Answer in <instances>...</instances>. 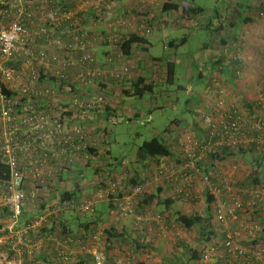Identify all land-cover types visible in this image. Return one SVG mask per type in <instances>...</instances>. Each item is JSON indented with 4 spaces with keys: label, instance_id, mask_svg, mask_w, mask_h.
<instances>
[{
    "label": "built area",
    "instance_id": "1",
    "mask_svg": "<svg viewBox=\"0 0 264 264\" xmlns=\"http://www.w3.org/2000/svg\"><path fill=\"white\" fill-rule=\"evenodd\" d=\"M0 7V165L8 169L7 178H0V212L7 218L5 239L20 242L18 236L38 231L61 210L92 212L95 201L106 200L101 181L113 195L117 188L124 191L120 198L112 199L117 213L127 214L133 213L143 193L168 189L169 197L182 195L188 202V214L202 215L206 190L211 198L208 205L212 222L219 228L216 237L209 236L207 242L199 244V264H264V235H257L264 233V175L258 173L256 181L251 180L253 166L225 160L224 154V158L213 160L205 172L197 166L206 164L214 148L234 150L241 146L246 151L255 145L258 152L264 149L263 55L256 59L242 40L232 44V50L236 49L228 56L237 62L236 83L243 93L246 88L255 89L254 100L260 109L248 111L241 106V92H229L213 76L211 85L219 88H205L207 109L198 112L206 127V139L200 141L190 128L179 132L174 143L179 165L168 163L165 156L151 159L146 163L144 183L125 190L120 172L113 171L115 163L103 167L99 160L106 154V131L92 123V113L102 111L104 102L101 95L88 91V86L94 75H132L123 64H112L118 56L111 53L119 52L120 36L116 31L121 26L130 31L142 28L146 35V14L135 17V25L129 15L121 18L124 12L117 14L109 0H0ZM91 14L95 17L91 18ZM97 48L108 49L102 61L96 58ZM127 64L136 68L135 60H127ZM244 79L249 82L244 83ZM91 158L94 168L105 170L86 182L85 188L79 186V194H70L64 188L62 174L67 178L77 175L69 167L83 168ZM242 180L245 182L240 184ZM60 193H66L62 202L57 200ZM150 210L154 220L160 222L161 233L174 227V223L168 230L164 227L166 212L161 215L160 211ZM24 211L40 212L27 220L21 232L17 226ZM146 211L137 213L136 219L152 220L147 207ZM111 213L116 214L113 210ZM209 225L214 230L211 222ZM189 234L193 235L192 231ZM53 242L59 260L68 262L76 254L69 248L70 239ZM100 243L101 232L95 231L79 251L92 255L95 264H102ZM38 249V244H32L26 253L32 257Z\"/></svg>",
    "mask_w": 264,
    "mask_h": 264
},
{
    "label": "trees",
    "instance_id": "2",
    "mask_svg": "<svg viewBox=\"0 0 264 264\" xmlns=\"http://www.w3.org/2000/svg\"><path fill=\"white\" fill-rule=\"evenodd\" d=\"M155 1V0H154ZM109 3L116 7V2L114 0H109ZM154 3V2H153ZM157 3V4H156ZM156 4L155 8H151V13L146 10V19H144L143 27L146 28V35H144V31L141 28V31L137 30L135 28L134 30L130 31L129 29H124L123 26L119 28V31H116L118 33V36H120V43L117 45L119 54L112 52L111 55L114 57L118 56L117 59L112 61V64L120 66L123 64L124 67H127L128 71H132L131 76H123V77H114L109 76L107 73L103 75L97 76L94 75L91 77L93 82L91 81L90 85L88 86V91H94L96 94L101 95L103 98V107H102V113H103V119L106 124L104 129H101L102 132L106 131V135L103 138V149L105 150V143L108 139L107 137V123L108 122H115L117 119V107H118V99L121 96L130 97L135 96L141 98L144 94L153 93L154 86L159 83V80L163 81L167 85H172L174 81V76L176 74L175 71V64L172 62V60H165V63H160V59L158 58H150L151 63L153 64L154 69L153 71L149 69L148 72H146V75L143 74L142 68L139 64V66L136 64V68L133 69L131 66L127 64V60H135L136 57H143L147 51V47L150 45L147 34L150 33L152 23L158 25V26H165V25H173V26H185L190 25L192 23L197 25V19L201 15L204 14L205 9L192 5V1L189 0H162L160 2H155ZM133 7V6H132ZM124 7L126 8L125 15L128 14L130 16V19L134 21V24L137 25V20H135V17H140L141 14L144 13L143 11L139 10L138 8L135 9V7ZM0 9H2L0 7ZM248 9L254 10V13L257 15V19L260 20L264 17V0H254V3H249L247 0H222V4H220L217 7H214L210 12L211 15L208 17V21L206 22V29L210 31L211 36L215 37L210 43V49L208 46L203 47L204 49L209 50V56L213 59L212 63H210L208 66H206L207 72H201L199 71L197 73L198 80L201 79L202 83L201 86L203 88H208L210 86L214 88H219L218 85H211V78L213 76H217L218 81L227 87L229 92H236V95L238 92H241L240 97V103L241 106L247 107L248 111L254 112L257 109H260L257 102L254 100L255 95L253 92H251L253 97H250L248 95H245L241 91V86L239 83H236V79L238 75L234 74V69H236V61H233L230 57V54L233 53L232 51L236 49V46L233 48V50H230V44L232 45L234 42H237V39H230L235 38L236 36V29H238L244 20V14L243 12L248 11ZM123 10V9H122ZM168 14L171 15L170 19L167 17ZM123 15V14H122ZM151 17H148L150 16ZM259 15H262L263 17H260ZM91 18L95 17L94 15H89ZM242 20V21H241ZM89 21L86 22V25H88ZM137 27V26H134ZM121 29V31H120ZM143 32V33H142ZM185 39L181 40H169L167 42V48H174L179 44L184 43ZM106 51L102 52L103 58L108 56V52L106 48H104ZM99 50V49H97ZM97 50L95 52L97 56ZM211 53L214 57H212ZM143 55V56H142ZM209 57V59H210ZM103 60V59H102ZM139 59H137L135 62L137 63ZM160 63V64H158ZM151 66V65H150ZM208 67V68H207ZM148 70V69H146ZM210 70V71H209ZM153 75V76H152ZM244 83H247L249 81H246V79L243 80ZM178 88H181L180 86ZM243 88V87H242ZM251 90L250 88H246ZM201 90V89H199ZM186 94L188 96H191V94H188V91H186ZM196 105L194 104V108L192 111H188L197 118H199L198 123H193V125L196 126L195 130L197 133L198 138L200 141L203 139H206L205 133L203 132V122L200 119V109H207V106L203 104H199L202 102V94L201 91L199 93L197 92L195 97ZM248 98H251L250 100ZM190 101H193V97L187 98L186 103H189ZM237 101L239 103V99L237 98ZM234 109H237V106H233ZM119 115V114H118ZM128 119L130 117H127ZM177 121H171L168 126L166 127L167 130L170 132L171 137H173L172 141L168 139H162V138H156L153 137L151 140L144 141L142 144L137 148L135 158H134V164L131 163V165H126L122 161H116L115 164L112 165L113 171L120 172L119 178L121 185L126 189L132 188L133 186L144 183L146 180V177L143 176L146 171V163L151 159H156L158 156H165L168 157V163L171 161L174 166L179 165L180 161L178 159L177 153L174 150V147L172 145L175 142L176 136L179 134V132H174V128L177 126ZM184 129L188 128H183ZM206 129V128H205ZM206 131V130H205ZM169 134V135H170ZM175 145V144H174ZM215 151L208 154V156L205 159L206 164L203 163H197V166L200 168L201 171L205 172L206 168L212 164L213 160H219L221 158L232 159L236 162H244V155L247 154L250 157V161L247 162V164L250 167H254L255 171L252 175H250L251 180L256 181V175L259 173L260 175H264V149L261 151L255 150V145H251L250 148H248L246 151L243 150V147L236 146L234 147V150H230L227 148H221L216 149ZM213 149V150H214ZM106 152V151H104ZM224 154V155H223ZM99 160L102 162V166L105 164H110L112 159L106 154L101 157ZM92 158L88 160V163L86 162L83 166V169L91 172V178L86 179V182H90L93 177H96L98 172L103 169L94 168L91 163ZM113 162V161H112ZM246 164V162H244ZM106 167V166H103ZM7 167L0 165V178H7ZM103 173V172H102ZM77 179H82L83 172L80 170L77 171ZM144 177V178H142ZM192 177V176H191ZM215 182V179H213ZM245 180L240 181V184H243ZM100 189L104 192L106 200H97L93 203V211L90 212L92 218L89 220H86L84 222L76 221V226L72 227L69 221L65 220L64 214L67 213H78L76 210H61L57 212V216L53 217L50 221L56 222V224L60 228V232H58V235L61 236L59 239L58 236L56 237V240H63V239H70L71 242L69 243V248L76 250V252H80V247L83 245L86 240L96 231L101 232L102 237V243H100V247L98 248V254H100L102 258V264H171L172 258L177 259L180 264H182V255L175 256L174 249L170 253L172 255L171 258L164 257L161 259V261L158 263L155 259L152 258L159 250L158 247L160 245L161 238L165 237L166 233H161L159 228V223L154 220V217L151 216L153 210L148 209L149 215L152 220L146 218H140L139 220L136 219L137 217V210L138 208L145 203H148V196L149 194L143 193L141 196V199L138 202V205L136 209H133L132 214L125 213H117V205L113 201L112 198H120V196L124 193L123 190L120 188H117L115 191V195L111 194L108 186L105 185L103 181L99 183ZM73 188L71 190H67L70 194H79V184L76 182L73 184ZM75 190V191H74ZM87 190V189H86ZM90 190V189H89ZM118 190V191H117ZM159 190V189H158ZM88 191V190H87ZM107 191V192H106ZM186 192H190L189 190H186ZM68 193V195H69ZM66 193H60L57 195L59 202H62L64 199L63 196ZM191 194V193H190ZM182 196V195H181ZM146 197V198H145ZM206 204L205 212L200 215L196 212L190 213V214H181L176 213L177 216L174 217V212L171 211L170 202L168 200L162 201L164 204V207L162 206L161 215L165 214L166 212V218H164V227L168 230L169 226L174 223L175 225H181L184 229V231H191L193 227L195 232L198 231V238L195 245H191L192 248L189 246L186 247V245H182L181 243L176 244L177 248L184 249L183 256L186 257L187 260H194L198 261L199 256L201 254L200 251H198L199 244L203 245L205 242H207L208 237H216L215 230H212L210 228L209 223H212L213 215L211 212V207L208 205L209 202H211V198L209 195L207 196V191L205 190V193L203 195ZM145 198V199H144ZM105 202V207L101 208L104 210L97 211L96 206H100V203ZM102 205V204H101ZM144 205V204H143ZM208 205V206H207ZM148 208V205L146 206ZM150 208V206H149ZM112 210L115 211V216H112ZM158 211V210H157ZM107 212V213H106ZM141 212V211H140ZM145 212V211H144ZM102 213L105 214L104 217H102ZM147 213V211H146ZM100 214V215H99ZM139 214V211H138ZM141 215V214H140ZM111 218V220L115 221L116 225H106L102 224L103 220L106 217ZM123 219H128V221H123ZM148 219V220H147ZM57 220V221H56ZM171 220L173 222H171ZM208 225V227H207ZM44 228V225H42L38 230L41 231ZM198 228V230H197ZM204 230L206 232H204ZM261 233H257L258 237L261 238ZM149 236V238H148ZM52 242V241H51ZM84 242V243H83ZM182 242V241H181ZM195 243V242H194ZM62 244H60V247ZM53 252L55 255H57L56 252V243L52 242L51 245ZM200 252V253H199ZM88 259L90 260L88 264H95V259L92 255L88 254ZM29 259H33L32 257H29ZM217 261V260H216ZM59 262V261H58ZM63 262V261H62ZM62 262L58 264H62ZM75 264V263H73ZM215 264H220L218 261Z\"/></svg>",
    "mask_w": 264,
    "mask_h": 264
},
{
    "label": "rangeland",
    "instance_id": "3",
    "mask_svg": "<svg viewBox=\"0 0 264 264\" xmlns=\"http://www.w3.org/2000/svg\"><path fill=\"white\" fill-rule=\"evenodd\" d=\"M189 1H192V5L205 9L204 14L198 17L196 21L197 25L192 23L185 26H173L170 24L158 26L152 23L150 33L147 34L150 45L147 47V51L144 55L145 60L148 65L151 66L156 63H151L150 58H158L160 59V63H165V60H172L175 64L176 71L174 81L172 85H167L159 80V83L154 86L153 93H146L141 98L135 96H121L118 99V117L115 122L107 123L108 139L104 145L107 155L113 161H111V163H116L118 160L126 165H131V163L134 162L136 150L142 142L151 140L153 137L162 139L172 138L170 132L166 128L171 121H177L174 132L182 133L183 128H190L192 134L196 133V126L193 125V123H198L199 118L185 109V102L187 98L191 99V97H193L192 105H194V97L197 92L199 93V91H201L203 100L199 104H203L204 106L208 103L205 99V88L201 86L202 82H199L197 73L199 71L206 73V66L215 60L209 56V50L203 48L208 46L210 49V43L215 37V35L211 36L210 31H208L205 26L209 15H211L210 11L214 7L222 4V0ZM167 17L170 19L171 15L168 14ZM243 31L242 28H238L236 31L238 38L237 42L242 40L245 42L242 36ZM183 38L185 39L184 43L172 49L167 48L166 44L169 40H181ZM211 55L214 57L212 53ZM246 58L248 57L246 56ZM146 72H148V70H146ZM179 86L181 88H178ZM198 88L201 90L197 91ZM186 91H188V94L190 93L191 96H188ZM127 117L130 118L128 119ZM205 128L206 127L203 126L204 133L206 132ZM185 130L186 129H184V131ZM97 137H99V135H97ZM101 157H103V154ZM249 161V155L245 154L244 162L247 164ZM69 170L75 173L78 170H82V168L79 166L77 168L71 166ZM62 177L65 188L68 189L71 186L73 187L74 181L72 182L70 177L67 178L66 174H62ZM83 177L82 179H77V182L79 186L85 188L86 179L91 178V172L84 168ZM86 189L89 190L88 187ZM183 205V202L178 201L172 206L171 211L174 212L176 211L175 209L181 210L183 209ZM96 209L99 211L101 207L96 206ZM104 216L105 214L102 213V217ZM64 218L69 221L72 227H75L76 221L82 223L92 218V216L90 213H67L64 214ZM123 221L127 222L128 219H123ZM213 228L216 233L218 230L217 224L214 225ZM191 237L190 235L188 236V238ZM159 248L162 250L165 248L163 242L160 243ZM180 259H182V264H199V261L187 260L184 256ZM171 260V264H180L175 258Z\"/></svg>",
    "mask_w": 264,
    "mask_h": 264
},
{
    "label": "crops",
    "instance_id": "4",
    "mask_svg": "<svg viewBox=\"0 0 264 264\" xmlns=\"http://www.w3.org/2000/svg\"><path fill=\"white\" fill-rule=\"evenodd\" d=\"M114 1L117 3L116 4V13L117 14H120L121 12L126 13L127 11H126V8H124L125 6L126 7H132L133 6V7H135V9L138 8L141 11H143L144 8H146L144 10L145 11L144 13L146 14V10L150 13L152 11H155L152 9L156 7L157 3L156 4H154V3L157 1H160V0H155V1L154 0H114ZM249 1L251 3H254V0H247L248 3H249ZM122 9H123V11H122ZM243 14H244V19H243L244 21L242 23H240L241 26L239 28H242L244 30L242 32L243 33L242 36L245 39V44L248 47L249 53L251 55L256 56V59L261 58V56H259V55L264 56V17L262 19L258 20L256 13H254V10H252V9H248V11L243 12ZM126 15H128V14H126ZM126 15L125 14L122 15L121 18H125ZM148 17H151V15ZM99 25L102 27L105 26V24H99ZM237 30L238 29H236V31ZM120 31H121V29H120ZM236 38H237V35L235 36V38L233 37L230 39L236 40ZM229 47L231 50L232 45L230 44ZM238 50L242 51V47H240ZM103 51H104L103 49L97 50V56L96 57L98 58L99 61H102V59H103V56H102ZM137 59H139V60L137 63L136 62L135 63L138 66L140 64L143 74L146 75V69H148V71H149V69L153 71L154 66L148 65L144 56L141 57V59H140V57H138V58L136 57L135 61ZM247 74L251 75V72H248ZM199 82L201 83L202 80L199 79ZM199 89L200 88H198L197 91H199ZM245 90L247 92H244V93H247L248 96L253 97V95L251 94V92H253V90H249V89H245ZM249 91H251V92L248 93ZM194 102H195V100H194ZM192 104H193V101L186 103L185 109L187 111H192L194 108V105H192ZM195 104H196V102H195ZM92 117L94 119L92 123H95V124L97 123L98 126H100L102 129H104L106 124H105L104 119H103L102 111L92 113ZM172 138H169V140L172 141L173 140ZM172 147H174V144L172 145ZM81 171L83 172V168ZM72 174H74V173H72ZM69 177L71 178L72 182L74 181L73 184H75L77 182V176L76 175H74L73 177H71V175H70ZM71 189H74V188L71 186L67 190H71ZM86 192L88 194H90L92 191L88 190ZM169 194L171 195L170 192L168 193V189H165V190L159 189V190H157L156 193L151 191L150 195L148 196V198H149L147 200L148 203L146 204V201H145V203H143L144 205L142 204L138 208L137 213H138V211L139 212L140 211H143V212L146 211L147 205H148L147 209L151 208L154 210L162 211V209H163L162 206L164 207V204L162 201L168 200L170 202V206H169L170 208L178 201L184 203L183 209H181V210L175 209L176 211L173 214L174 217H176L178 213L188 214V212H189L188 205H187L188 202L181 195L169 197ZM105 206H106L105 202L100 203L101 208H103ZM149 206H150V208H149ZM101 210H104V209H101ZM39 212L40 211H34V212L33 211L32 212L24 211L23 216L20 219L19 225L17 226L19 231L22 232V230L24 228V224L27 222V220L29 218H31L32 216L37 215ZM105 223H106V225H111V224L116 225L115 221L111 220V218H109L108 216L103 220L102 224H105ZM212 224L215 225L213 222H212ZM6 227H7L6 215H5V213L0 212V264H58V263L62 262L61 260H59L57 255L54 254L53 249L51 247L52 242L55 241L57 236L59 239L61 238V236L58 235V232H60L59 231L60 228L56 224V222L50 221L49 223L44 224V228L41 231L38 230V231L33 232V233L29 232L28 235L23 233L22 235L18 236V237H20V242H18L17 240H12L10 242L8 239L4 238V235L6 234V231H5ZM207 227H208V225H207ZM194 228L195 227H193L191 229L193 235H190L189 231H184V229L181 225H175L170 231H168L166 233L165 237L161 238V241L165 245V248L162 250L158 247L159 251L156 254H151V255H154V257L152 259L153 260L155 259L159 263L161 261V259L164 257L171 258L172 255L170 253L172 252V250L174 248H175L174 252L177 251L176 253H174L175 256H179V255L183 256L184 255L183 254L184 249L177 248L176 244L181 243L182 245L183 244L186 245V247L189 246L190 248H192L191 245L192 244L195 245V243L197 242V238L199 236V235H197L198 231L195 232ZM197 230H198V228H197ZM204 232H206V231L204 230ZM189 235L192 237L188 238ZM263 235H264V233L261 234V236H263ZM50 237H51V240H50ZM13 244H16V245L12 246ZM32 244H38L39 249H38L37 255L33 256V259H29V255H27L26 251L28 250L29 246H31ZM11 246L13 248H11ZM88 257H89V255L86 254L85 252H82V251L76 252V254L74 256L70 257L68 262H62V264H73V263H75V264H88L90 261L88 259Z\"/></svg>",
    "mask_w": 264,
    "mask_h": 264
}]
</instances>
